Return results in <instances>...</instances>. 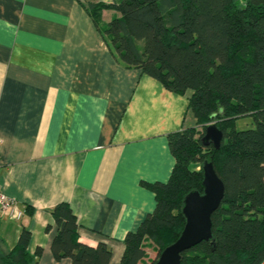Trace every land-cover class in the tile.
I'll return each mask as SVG.
<instances>
[{
    "label": "crops",
    "instance_id": "obj_1",
    "mask_svg": "<svg viewBox=\"0 0 264 264\" xmlns=\"http://www.w3.org/2000/svg\"><path fill=\"white\" fill-rule=\"evenodd\" d=\"M88 1L0 0V185L25 211L0 219V254L26 226L30 252L43 248L38 264H71L51 248V209L65 201L80 240L108 244L119 264L126 235L155 209L149 185L175 166L168 134L196 125L191 91L120 64Z\"/></svg>",
    "mask_w": 264,
    "mask_h": 264
},
{
    "label": "trees",
    "instance_id": "obj_2",
    "mask_svg": "<svg viewBox=\"0 0 264 264\" xmlns=\"http://www.w3.org/2000/svg\"><path fill=\"white\" fill-rule=\"evenodd\" d=\"M89 0L84 6L114 58L138 68L169 90L189 96L196 125L170 132L176 159L167 182L149 186L155 209L125 238L119 264H155L181 235L185 196L204 191L203 164L212 161L225 183V196L212 215L213 237L182 254L181 264H262L264 262V0ZM105 10L118 15L106 22ZM104 19V20H103ZM253 126L237 128L240 118ZM223 131L221 147L205 145L209 124ZM33 213V208H27ZM57 228L51 248L71 264H109L112 249L80 240L79 223L68 202L51 209ZM54 224H48L49 232ZM31 230L22 226L15 246L0 264H38ZM158 249L146 261L147 248Z\"/></svg>",
    "mask_w": 264,
    "mask_h": 264
},
{
    "label": "water",
    "instance_id": "obj_3",
    "mask_svg": "<svg viewBox=\"0 0 264 264\" xmlns=\"http://www.w3.org/2000/svg\"><path fill=\"white\" fill-rule=\"evenodd\" d=\"M223 138V131L216 123H211L207 126L202 141L205 145L213 144L216 149H219ZM203 173L204 191L201 193L193 190L184 198L183 214L186 224L181 235L163 249L155 264H181L184 251L203 241H211L212 215L221 205L226 187L212 161L204 162Z\"/></svg>",
    "mask_w": 264,
    "mask_h": 264
},
{
    "label": "built area",
    "instance_id": "obj_4",
    "mask_svg": "<svg viewBox=\"0 0 264 264\" xmlns=\"http://www.w3.org/2000/svg\"><path fill=\"white\" fill-rule=\"evenodd\" d=\"M24 213L25 211L19 207L16 201L4 193L0 185V219L5 217L20 220L23 218Z\"/></svg>",
    "mask_w": 264,
    "mask_h": 264
},
{
    "label": "rangeland",
    "instance_id": "obj_5",
    "mask_svg": "<svg viewBox=\"0 0 264 264\" xmlns=\"http://www.w3.org/2000/svg\"><path fill=\"white\" fill-rule=\"evenodd\" d=\"M244 0H237V3L238 4H240V5H242L244 2H243ZM104 14V13H103ZM115 14L116 15H118L119 14V12H115ZM111 16L112 15H109L108 14V16L105 18L104 16V18H105V20H106V22L108 21V20H110V18H111ZM104 20V19H103ZM251 126H253V120H252V118H248V117H246V118H240L238 121H237V128L238 129H245V128H249V127H251ZM147 253H148V257H147V259H146V261L148 260V261H151L152 259H154V258H157V256H158V249L157 248H154V247H152L151 245L150 246H148V248H147Z\"/></svg>",
    "mask_w": 264,
    "mask_h": 264
}]
</instances>
